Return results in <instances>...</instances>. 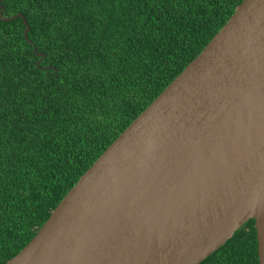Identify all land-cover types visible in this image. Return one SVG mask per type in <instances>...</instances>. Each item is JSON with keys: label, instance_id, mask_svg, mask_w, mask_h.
Masks as SVG:
<instances>
[{"label": "water", "instance_id": "95a60500", "mask_svg": "<svg viewBox=\"0 0 264 264\" xmlns=\"http://www.w3.org/2000/svg\"><path fill=\"white\" fill-rule=\"evenodd\" d=\"M249 220L264 264V0L235 7L5 264H200Z\"/></svg>", "mask_w": 264, "mask_h": 264}, {"label": "trees", "instance_id": "16d2710c", "mask_svg": "<svg viewBox=\"0 0 264 264\" xmlns=\"http://www.w3.org/2000/svg\"><path fill=\"white\" fill-rule=\"evenodd\" d=\"M243 0H4L0 264L16 256ZM35 46L39 57L33 51ZM200 264H258L254 220Z\"/></svg>", "mask_w": 264, "mask_h": 264}]
</instances>
